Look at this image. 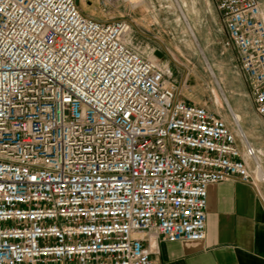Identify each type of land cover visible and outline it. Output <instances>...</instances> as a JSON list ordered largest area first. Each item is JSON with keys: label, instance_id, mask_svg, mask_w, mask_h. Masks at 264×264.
Returning <instances> with one entry per match:
<instances>
[{"label": "built area", "instance_id": "obj_1", "mask_svg": "<svg viewBox=\"0 0 264 264\" xmlns=\"http://www.w3.org/2000/svg\"><path fill=\"white\" fill-rule=\"evenodd\" d=\"M213 2L264 119L262 4ZM132 30L77 0H0V264H159L160 242L206 238L210 186L254 183L241 120L185 99Z\"/></svg>", "mask_w": 264, "mask_h": 264}, {"label": "crops", "instance_id": "obj_2", "mask_svg": "<svg viewBox=\"0 0 264 264\" xmlns=\"http://www.w3.org/2000/svg\"><path fill=\"white\" fill-rule=\"evenodd\" d=\"M92 1L97 3V0ZM159 1L164 0H136L138 6H133L129 1L119 0L116 7L109 14L102 13L99 17L87 14L81 10L85 15L98 21H106L108 19L131 21L133 30L128 37L129 45L146 57H151L156 50H161L165 57L168 58L163 62L168 67L171 78H173L174 74L170 67L168 53L174 47L173 44L176 46L172 30H168L164 18L160 22L152 21L150 18L151 11L161 8ZM178 1L185 17L182 16L173 0L180 13L181 20L185 23L187 31L197 47V49L193 47L187 56L183 55L185 58L184 72H187L188 87L192 88L189 84V79L191 74L195 72L190 66L192 64L209 83V89L216 97L217 114L224 119L220 109H225V102L221 93L218 94L217 91V89L223 88L230 104L228 107L225 104L226 107L233 113H239L242 116L243 123L245 118L244 110L236 101L234 103L230 101V99L234 100L238 95L250 97L249 89L243 76L242 81L244 82L242 85L244 90H240L239 87L238 89L233 88L222 76L219 80L214 71L217 68L216 63L210 64L206 60L203 48L196 35V32L203 33V47L205 49L209 48L210 43L215 42L213 36H217L219 42L225 40L224 44L227 40L226 29L220 20L213 0ZM260 2L264 10V0H260ZM169 9L171 8L168 7ZM138 10L140 12H137ZM167 34L173 39V44L167 40ZM180 40L182 39L180 38ZM182 42L184 41L182 40ZM227 48H231L233 52L236 51L232 47ZM198 51L204 59L200 57ZM234 54L237 58V53L234 52ZM194 58L197 60V65L192 61ZM241 75L240 70L239 76ZM183 96L191 101L190 97L185 95V91ZM211 102V104H214V99L213 101L211 99ZM198 104L204 105L212 111L215 110V107H211L208 101ZM255 114L264 124L262 117L256 111ZM227 123L232 125L231 121H227ZM245 133L253 146L264 151V143L256 141V135L252 129H245ZM250 169L254 183H243L237 179H231L209 187L207 232L203 241H181L175 243L162 241L159 243L158 253L153 255V259L159 264H264V182L254 172L251 163Z\"/></svg>", "mask_w": 264, "mask_h": 264}, {"label": "rangeland", "instance_id": "obj_3", "mask_svg": "<svg viewBox=\"0 0 264 264\" xmlns=\"http://www.w3.org/2000/svg\"><path fill=\"white\" fill-rule=\"evenodd\" d=\"M77 3L79 7L87 14H91L96 17H99L102 15V11L98 3H96L95 1L77 0ZM159 3H160L161 8L151 11L150 18L152 21H154L156 18L158 22H160V20L164 18L166 21L168 30H172V36L174 37L176 41V46L175 44H173L174 42L171 36L167 34V37H168L167 40L169 41V43L173 44L174 46L168 51L169 57H170L169 63H170L171 70L174 74L172 81L176 84H180V82L182 81L184 82L187 80V75H186L187 72H184L185 71L184 56L185 55L187 56L188 53L192 51L193 47L196 49L197 47L192 37L188 33L185 23L181 20L180 13L184 17L185 15L183 14L180 2L178 0L177 2H175L180 13L176 5L174 4L173 0L159 1ZM168 7L171 8L169 9L170 11L168 10ZM137 12H140V10H138ZM156 15L158 18L156 17ZM179 22H180V25H179ZM202 34L203 33L196 32L198 41L201 47L203 48V52L205 54L206 60H208L210 64H213L214 62L216 63L217 68L214 69V71L218 79L220 80V77L222 76L225 78V80L229 84H231L233 88L238 89L239 87L240 90H244L243 85H242V83L244 82L242 81L243 80L242 75L239 76L240 68H239L238 59L235 57V54H234V52L236 53V51L233 52L231 48H227L224 45L225 40H222L219 42L217 39V36H213L215 42L210 43L209 48L205 49L203 47L204 42H203ZM180 38L184 42H182ZM135 43H136V40H135ZM200 57L203 58L201 54H200ZM167 59L168 58L165 57V61ZM192 61L195 65H197V60L195 58L192 59ZM190 66L192 67V69H194L195 72L191 74L190 79H189V84L190 86H192V88L188 87V89L185 90V95L189 96L191 102L194 104H198L203 101H208L211 107L212 106L215 107L214 112L217 114V103L215 101L216 97L214 96V93L209 89V83H207L206 78L195 68V66H193L192 64H190ZM219 90L217 89L218 94L221 93L223 100H224V97H226L228 104L226 103L225 100L224 102L225 104L230 106L229 100L223 88L222 89L220 88ZM211 99L212 101L214 99V104H211L212 103ZM230 101L231 103H234V101H236L245 112V118L242 123V128L244 130L252 129L256 135V141L258 143L260 142L264 143V124L262 123V121H260V119L255 114V107L253 105L252 99L247 96L238 95L234 100L230 99ZM225 104H224L225 109H220V113L222 114L224 119H226L229 122V121H232V117H231L230 111L227 108L228 106L226 107ZM262 120L264 121L263 118Z\"/></svg>", "mask_w": 264, "mask_h": 264}, {"label": "bare ground", "instance_id": "obj_4", "mask_svg": "<svg viewBox=\"0 0 264 264\" xmlns=\"http://www.w3.org/2000/svg\"><path fill=\"white\" fill-rule=\"evenodd\" d=\"M126 1H129V2H131L132 4H133V6H138L137 5V2H136V0H126ZM175 2H177V0H174ZM131 4V5H132ZM160 15V14H159ZM156 17H157V15H156ZM158 18V17H157ZM155 20H156V18H155ZM157 21V20H156ZM158 22V21H157ZM185 22H186V24H187V21L185 20ZM150 58H153L152 57V55H151V57ZM224 100L226 101V103L228 104V101H227V99H226V97H224ZM226 104V105H227ZM228 106V105H227ZM235 115H236V117L238 118V119H240L241 120V122H242V116L239 114V113H235ZM244 132H245V130H244ZM246 134V133H245ZM258 172V174H259V178H260V175H262L263 174V167L262 168H259L258 170H257ZM261 180V179H260Z\"/></svg>", "mask_w": 264, "mask_h": 264}, {"label": "water", "instance_id": "obj_5", "mask_svg": "<svg viewBox=\"0 0 264 264\" xmlns=\"http://www.w3.org/2000/svg\"><path fill=\"white\" fill-rule=\"evenodd\" d=\"M154 56L161 61H165V54L161 50H156Z\"/></svg>", "mask_w": 264, "mask_h": 264}]
</instances>
